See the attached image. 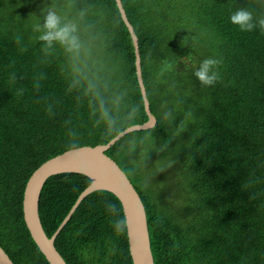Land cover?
Segmentation results:
<instances>
[{
    "label": "trees",
    "instance_id": "obj_1",
    "mask_svg": "<svg viewBox=\"0 0 264 264\" xmlns=\"http://www.w3.org/2000/svg\"><path fill=\"white\" fill-rule=\"evenodd\" d=\"M41 1L0 0V246L14 264H49L24 220L33 173L72 145H106L149 120L116 0H66L62 13L83 20L72 50L40 39ZM121 1L158 123L106 155L140 194L155 264H264V0ZM242 8L253 15L250 31L230 20ZM183 57L191 65L177 71ZM208 58L219 61L213 85L194 75ZM157 165L175 168L173 192L158 188ZM145 172L157 184L148 187ZM90 185L74 173L47 181L39 212L48 237ZM121 217L115 195L94 192L56 248L67 264H133L127 227L114 231Z\"/></svg>",
    "mask_w": 264,
    "mask_h": 264
},
{
    "label": "water",
    "instance_id": "obj_2",
    "mask_svg": "<svg viewBox=\"0 0 264 264\" xmlns=\"http://www.w3.org/2000/svg\"><path fill=\"white\" fill-rule=\"evenodd\" d=\"M116 2L135 47L137 78L149 120L142 125H134L127 128L106 145H98L95 147L84 146L78 148L77 151H73V149L68 150L45 162L30 177L24 192V220L33 241L49 264H67L55 245L58 235L69 223L83 200L97 191L112 193L121 203L124 216L128 222L129 251L133 264H155L146 209L140 194L125 172L114 160L106 155L115 144L127 135L152 130L158 123L157 118L151 112L147 97L138 38L133 26L128 20L121 0H116ZM187 64L190 65V62L188 61ZM73 173L89 177L91 179V185L80 195L68 216L50 238L45 232L40 218L39 205L41 193L50 178ZM0 264H14L1 246Z\"/></svg>",
    "mask_w": 264,
    "mask_h": 264
},
{
    "label": "clouds",
    "instance_id": "obj_3",
    "mask_svg": "<svg viewBox=\"0 0 264 264\" xmlns=\"http://www.w3.org/2000/svg\"><path fill=\"white\" fill-rule=\"evenodd\" d=\"M230 20L242 31H250L255 27V24L253 23V15L247 9L242 8L236 10L230 16ZM260 24L264 25V20H261ZM43 26L46 31L40 36V39L46 42L48 46H51L53 42L60 43L68 50H72L78 46V37L74 34L76 31L75 25H62L61 18L54 11L48 12ZM218 63L219 61L216 59H205L201 63L200 67L195 71L194 75L202 84L213 85L218 79V73L214 71V66L218 65ZM176 70L180 71L181 68H176ZM71 147L73 151L78 150L75 145H72ZM109 208L113 212L116 211L115 205H110ZM127 223V218L121 217L115 222L114 231L118 234L123 233L126 230Z\"/></svg>",
    "mask_w": 264,
    "mask_h": 264
},
{
    "label": "rangeland",
    "instance_id": "obj_4",
    "mask_svg": "<svg viewBox=\"0 0 264 264\" xmlns=\"http://www.w3.org/2000/svg\"><path fill=\"white\" fill-rule=\"evenodd\" d=\"M66 6V0H44L40 2V11L43 12L44 14H48L49 11H54L60 18H61V14H62V18L61 19V24H67V25H75L77 27L82 25L83 20L78 16V19H70L69 16L72 15V12L68 9H65L62 13V9ZM64 21V22H63ZM204 44H201V47H203ZM158 78L161 80V82L166 83L165 81H167V78L161 74L158 76ZM158 171H162L163 169L161 168V166L157 165L155 167ZM176 173V170L174 168V171H172L170 168H165L163 170V177L161 178V180L164 181V184L159 186L158 188H160V190L165 191V192H173L174 188L172 187V179L174 178ZM145 176L147 179V186L151 187V183H155L157 184L158 180H152L149 179V177H151V173L149 172H145ZM170 195V193L168 194Z\"/></svg>",
    "mask_w": 264,
    "mask_h": 264
},
{
    "label": "flooded vegetation",
    "instance_id": "obj_5",
    "mask_svg": "<svg viewBox=\"0 0 264 264\" xmlns=\"http://www.w3.org/2000/svg\"><path fill=\"white\" fill-rule=\"evenodd\" d=\"M187 59L185 57H183V59L181 60V62L178 65H175L176 68L179 69V67L181 66L182 63H184L185 65H187ZM184 69V66H181Z\"/></svg>",
    "mask_w": 264,
    "mask_h": 264
}]
</instances>
